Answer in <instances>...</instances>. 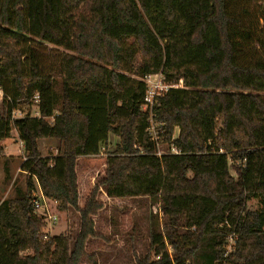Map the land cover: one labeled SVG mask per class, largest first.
I'll use <instances>...</instances> for the list:
<instances>
[{
	"label": "trees",
	"instance_id": "16d2710c",
	"mask_svg": "<svg viewBox=\"0 0 264 264\" xmlns=\"http://www.w3.org/2000/svg\"><path fill=\"white\" fill-rule=\"evenodd\" d=\"M159 74L168 84L202 78L208 102L220 93L206 147L185 150L170 138L158 156L162 136L151 121L169 139L168 95L145 109L144 79ZM0 91V121L18 132L20 171L32 179L0 201V264H97L88 243L102 238L94 222L101 191L153 206L187 203L182 221L151 220L149 249L135 264H264V0H0ZM42 96L52 123L23 112ZM241 115L247 139L228 153L227 118ZM43 127L61 143L56 156L40 153ZM111 134L120 142L81 208L78 159L102 154ZM34 187L59 212L79 215L77 233L44 239Z\"/></svg>",
	"mask_w": 264,
	"mask_h": 264
},
{
	"label": "rangeland",
	"instance_id": "374dc122",
	"mask_svg": "<svg viewBox=\"0 0 264 264\" xmlns=\"http://www.w3.org/2000/svg\"><path fill=\"white\" fill-rule=\"evenodd\" d=\"M59 50L64 51L63 49ZM201 79L184 81L182 84L180 83L182 87L167 93L173 129L169 139L165 136L166 131L163 124L151 121V128L162 136L160 141L156 140L159 149L158 156H160L159 153L162 155L169 149L170 138L183 145L185 150L190 151H198L200 147H206L211 142L214 126L213 114L221 110L222 98L220 93L216 92L208 102L207 95L201 88ZM2 98L3 94L0 92V103ZM36 102L33 106H25L23 112L25 114L29 112L32 117L45 118L46 122L52 123L54 112L50 108L48 97L42 96ZM24 113H22V117ZM225 128L227 132L226 152L238 151L248 135L244 116H228ZM0 137L2 139L0 144L3 145L7 141L6 144L9 146V156H6L4 151L0 155V201H3L13 198L17 189L25 191L28 182H32V179L20 171L25 153L21 141H18V132L10 121H0ZM119 142V138L111 134L109 144L105 150H102V154L78 159L76 172L84 198L86 195L89 197L91 191L105 176L108 155L116 150ZM38 145L40 153L44 157L56 156L57 150L61 147L59 140L48 137L45 127L42 129ZM17 153L20 156H14ZM234 166L231 164L230 174L236 179L237 173ZM90 184L94 185L93 189L89 191ZM33 191L38 192V188L34 187ZM84 198L81 201H85ZM162 200V205L160 203L153 206L149 198H108L104 191L99 192L98 201L102 204L103 209L94 217V222L97 232L102 238L91 239L88 243V252L94 255L97 264H135L134 255L142 258L147 254L150 244L151 220L155 216L162 225L167 222L173 223V219L170 218L172 214L177 215L179 220H184L187 206L184 198ZM79 204L81 207L82 203L79 202ZM50 205V213L56 214L58 220L49 227L47 223L46 233L48 232L50 236H57L67 231L77 233L79 215L73 211L59 212L57 204L53 201H50ZM249 207L252 210L258 208L257 201H252ZM170 219L171 221H169ZM168 249L170 254L174 253L172 247L168 246ZM84 264L92 263L85 259Z\"/></svg>",
	"mask_w": 264,
	"mask_h": 264
},
{
	"label": "built area",
	"instance_id": "2783aa9c",
	"mask_svg": "<svg viewBox=\"0 0 264 264\" xmlns=\"http://www.w3.org/2000/svg\"><path fill=\"white\" fill-rule=\"evenodd\" d=\"M144 81L147 85V91H146L145 98H144L145 109L152 108L153 105L157 102L158 97L166 95L170 90L179 89L180 87H182L180 83L181 84L183 83V81H180L177 84L165 83L161 74L147 76L145 77ZM0 92L2 93V91ZM14 115L16 117H22L21 112H15ZM154 135H155L154 138L156 139L157 138L156 134ZM154 138L153 140H155ZM174 152L177 153L175 149H174ZM159 155L161 156L160 153ZM31 197H32V205L34 209L36 210L37 213H41L45 217V221H46V224L48 223V227L49 225L55 224L58 220V217L56 214L50 213V210H51L50 201L51 200L47 199L43 195L40 189H38V192L32 191ZM48 236H49V233L47 232L46 235L44 236V239H47ZM157 259H160V257H157Z\"/></svg>",
	"mask_w": 264,
	"mask_h": 264
},
{
	"label": "crops",
	"instance_id": "0c3cea01",
	"mask_svg": "<svg viewBox=\"0 0 264 264\" xmlns=\"http://www.w3.org/2000/svg\"><path fill=\"white\" fill-rule=\"evenodd\" d=\"M18 140V139H17ZM18 141H20V140H18ZM5 144H3L2 146H3V149H4V153H5V155L6 156H9V146H8V144H6L7 143V141L6 142H4ZM21 143V142H20ZM22 144V143H21ZM23 145V144H22ZM19 153V152H18ZM14 154V156H16V157H18V156H20V154ZM21 153H22V149H21ZM93 185L94 184H90V186H89V188H88V190L90 191V190H92L93 189ZM78 186H79V197L81 198L80 199V202L82 203V206H81V208H84L85 207V205H86V202H87V198H88V196L86 195L85 196V198H84V195L82 196V189H81V183H80V181L78 180ZM84 198V200L85 201H81L82 199Z\"/></svg>",
	"mask_w": 264,
	"mask_h": 264
}]
</instances>
